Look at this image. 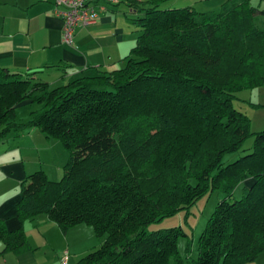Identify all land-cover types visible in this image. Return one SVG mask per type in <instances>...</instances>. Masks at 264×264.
I'll list each match as a JSON object with an SVG mask.
<instances>
[{"label": "trees", "instance_id": "16d2710c", "mask_svg": "<svg viewBox=\"0 0 264 264\" xmlns=\"http://www.w3.org/2000/svg\"><path fill=\"white\" fill-rule=\"evenodd\" d=\"M164 1H129L138 36L119 68L59 85L0 68V140L37 128L68 152L61 179L25 177L17 210L21 221L46 214L64 232L92 227L98 246L69 264H183L177 241L187 233L150 226L215 188L223 197L187 264H248L264 252V130L252 133L251 151L222 162L250 134L236 91L264 85V9L226 0L199 12ZM24 101L37 106L22 122ZM0 241L3 251L30 248L22 226L0 223Z\"/></svg>", "mask_w": 264, "mask_h": 264}, {"label": "crops", "instance_id": "0c3cea01", "mask_svg": "<svg viewBox=\"0 0 264 264\" xmlns=\"http://www.w3.org/2000/svg\"><path fill=\"white\" fill-rule=\"evenodd\" d=\"M97 1L104 10L94 24L75 29L73 45L69 46L62 41V19L55 13L54 0H0V68L59 85L98 69L122 66L138 36L132 20L137 13L129 1L147 4L150 0ZM225 1L166 0L162 7L216 11ZM262 2L259 0L258 5L264 9ZM27 103L30 102L20 104ZM44 137L39 129L30 128L19 135L9 133L0 140V223L6 231L22 226L30 246L22 252L3 251L0 241V264H62L64 252L69 264L75 262L71 261L73 257L96 247L91 243L96 235L90 226L79 224L64 232L46 214L24 221L18 216L20 184L27 175L40 170ZM78 233L86 237L85 241L80 240L84 244L72 248L73 242L77 244ZM95 241L98 246V239Z\"/></svg>", "mask_w": 264, "mask_h": 264}, {"label": "rangeland", "instance_id": "374dc122", "mask_svg": "<svg viewBox=\"0 0 264 264\" xmlns=\"http://www.w3.org/2000/svg\"><path fill=\"white\" fill-rule=\"evenodd\" d=\"M258 3L259 0H252V4L258 5ZM261 7H264V2H262ZM235 94L236 97L233 98L232 103L235 108H237L249 118L248 132L250 134L244 139L242 148L224 155L222 158L223 163L234 161L241 155L251 151L254 140V134L252 133L264 130V85L242 87L237 90ZM36 106V104L32 103L19 104L16 107V113L19 120L22 122L29 120L30 113L36 108ZM181 127L182 130L185 129V126L182 124ZM170 139L176 140L177 134H171L169 136V140ZM41 146L43 148V157L41 159L42 166L40 170L44 171L50 180L61 179L63 175V167L68 159V152L66 148L60 141L55 139H47L45 137L42 139ZM246 184H249L248 180L238 182L234 187L231 198H241ZM222 197L223 193H221L220 188L212 189L210 192L197 199L195 203L189 207L188 211L180 210L175 215L166 217L162 221L152 224L150 228L151 230H160L164 228L180 226L185 231V233H187L188 237H179L177 246L180 254L184 258L183 264H187V260H195L197 258L199 236L205 229L209 217L215 210L216 205ZM34 225L35 222H32L31 227ZM75 236V242L77 244L73 242L72 248L77 246L79 243L83 245L86 238H84V236L80 233ZM37 237L39 238L41 235L38 234ZM95 239H97L96 236L91 240V243H93L92 245L97 246ZM80 240L84 241L81 243ZM187 243L189 244L188 250H186ZM78 259L79 256H75L71 261H77ZM248 264H264V252L260 253L252 262Z\"/></svg>", "mask_w": 264, "mask_h": 264}, {"label": "built area", "instance_id": "2783aa9c", "mask_svg": "<svg viewBox=\"0 0 264 264\" xmlns=\"http://www.w3.org/2000/svg\"><path fill=\"white\" fill-rule=\"evenodd\" d=\"M116 2L117 0H108ZM55 13L62 19V41L73 45L74 31L77 27L89 26L96 22L104 6L97 0H54ZM68 254L64 252L61 263L67 264Z\"/></svg>", "mask_w": 264, "mask_h": 264}]
</instances>
